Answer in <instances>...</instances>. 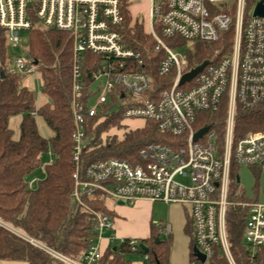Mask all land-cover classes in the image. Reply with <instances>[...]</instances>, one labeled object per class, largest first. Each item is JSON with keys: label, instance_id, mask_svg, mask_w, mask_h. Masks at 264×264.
<instances>
[{"label": "built area", "instance_id": "1", "mask_svg": "<svg viewBox=\"0 0 264 264\" xmlns=\"http://www.w3.org/2000/svg\"><path fill=\"white\" fill-rule=\"evenodd\" d=\"M258 4L264 7V0H254L251 6L247 0H150L148 35L155 42L153 52H162L157 72L169 78L155 96L148 95L151 76L134 71L142 64L139 55L123 43L121 0H0V28L6 32L8 46L17 48L24 42L22 34L33 28L55 29L72 38L69 106L75 171L71 199L88 213L95 236L77 258L29 240L31 244L63 264H96L107 249L115 247L117 252L126 240L130 252L141 255L147 264L138 239H116L114 217L83 202L98 197L130 207L141 199L188 207L193 248L204 257L202 262L193 255L190 264H209L215 248L228 264H235L227 239L229 208L244 213L243 243L252 250L264 248V202L258 200V193L254 200L246 199L237 186L239 167L264 168V130L249 132L237 141L233 138L237 106L250 110L264 104V16L255 15ZM230 29L231 51L207 60L200 72L181 84L183 76L197 67L187 68L184 46L166 41L216 42ZM10 70L27 76L36 65L15 57ZM225 95L224 141L219 150L215 132L203 124L199 113L214 114ZM116 113L121 115L119 125L102 132L94 145L97 126ZM126 121H141L143 127L129 128ZM147 121L155 123L159 134L176 140L141 148L134 165L107 158L91 163L80 175L81 153L104 147L111 138L121 142ZM201 129L207 132L195 141ZM55 159L52 154L50 164ZM38 182L27 178L25 184L35 190ZM156 229L163 237L171 235L167 223L157 224ZM103 239L108 241L105 249Z\"/></svg>", "mask_w": 264, "mask_h": 264}, {"label": "trees", "instance_id": "2", "mask_svg": "<svg viewBox=\"0 0 264 264\" xmlns=\"http://www.w3.org/2000/svg\"><path fill=\"white\" fill-rule=\"evenodd\" d=\"M254 0H247L251 6ZM128 0H121L124 17L123 43L137 53L142 61L134 67L135 72L148 73L153 82L148 95L157 96L166 87L169 78L159 76L157 68L162 52H153L155 42L145 32L142 22L133 19L128 10ZM29 59L36 62L42 88L48 103L35 107V94L22 86L25 76L12 72V57L8 53L6 32L0 28V261L26 262L27 264H63L29 242L33 240L68 258L84 254L95 233L91 219L80 206L72 202L74 188L72 118L70 101V70L72 38L55 29L33 28L28 32ZM170 46H186L188 69L198 67L209 59H220L232 49L231 29L221 34L216 42L187 43L167 40ZM91 59V55L87 54ZM88 71V69H85ZM85 71V72H86ZM3 76V77H2ZM227 96L222 98L217 111L199 113L200 120L215 132L216 146L220 150L224 141V122ZM35 115L43 119L53 133L50 139L42 137L37 129ZM21 116L19 138L13 140L9 128L12 117ZM120 113L111 114L94 131V145L99 135L108 128L118 126ZM90 126L93 122H90ZM197 128H201L200 126ZM264 130V104L245 110L237 106L234 122V141L249 132ZM175 138L161 135L152 121L144 128L125 135L123 141L107 140V145L80 155L79 170L107 158L123 159L131 164L137 162L138 151L148 144H170ZM51 148L55 161L45 166V177L35 190H28L25 181L40 166V157ZM235 171L232 168V173ZM89 208L111 217L114 213L107 201L100 198L83 200ZM227 239L235 264H264V248L250 249L243 243L244 213L229 208L226 213ZM185 232L191 236L190 261L194 260L191 222L187 221ZM148 249L147 264H169L170 236L163 237L151 225L150 236L139 240ZM131 254L126 240L119 251L107 249L96 264H131ZM145 254V253H140ZM141 256V255H140ZM209 264H228L218 248Z\"/></svg>", "mask_w": 264, "mask_h": 264}, {"label": "rangeland", "instance_id": "3", "mask_svg": "<svg viewBox=\"0 0 264 264\" xmlns=\"http://www.w3.org/2000/svg\"><path fill=\"white\" fill-rule=\"evenodd\" d=\"M148 0H133L130 1L129 6L135 5L136 3L140 8L145 6L147 8ZM135 13L134 9L131 7L130 14L133 18L143 23L145 32L150 30V26L147 21L146 12H142L139 9ZM24 42L17 48H12L8 46V53L14 59L15 57H20L23 60L29 59L28 49V35L26 33L22 34ZM188 47H183V51L187 50ZM12 62V61H11ZM12 63H10L11 66ZM22 86L31 90L35 94V107L39 109L44 104L48 103V99L41 93L42 81L38 71H34L32 74L27 75L23 78ZM95 89V88H94ZM94 104V99L90 101V105ZM213 115V114H212ZM211 115V116H212ZM21 116H15L9 120V128L13 132V140L19 138V124L21 122ZM35 121L37 129L42 137L45 139H50L53 133L45 125L43 119L35 115ZM125 125L129 128H141L143 123L141 121H126ZM108 128L106 131H108ZM53 151L51 148L48 149L40 157V166L29 176V180L35 179L36 181H41L45 177V166L50 164ZM240 182L237 184L238 189H241L244 196L248 200H254L255 194L258 193V200L264 202V168H248L246 166H241L237 170ZM181 183H187V180L177 179ZM37 183L35 184V186ZM114 202L107 201V207L109 208ZM135 205V204H134ZM152 223H168L171 226V245H170V255L169 264H190V253H191V236L185 232L186 222L189 221L188 217V207L170 204L166 205L161 202H156L154 205V213ZM146 234L141 238H145ZM134 239V238H132ZM115 244V243H114ZM112 243L111 246H114ZM127 259L131 264H144L141 256L136 253H131L127 255Z\"/></svg>", "mask_w": 264, "mask_h": 264}, {"label": "crops", "instance_id": "4", "mask_svg": "<svg viewBox=\"0 0 264 264\" xmlns=\"http://www.w3.org/2000/svg\"><path fill=\"white\" fill-rule=\"evenodd\" d=\"M130 1L128 0L129 4ZM131 7L134 9L135 13L140 11L146 12L147 21L150 11V0L147 2V8L143 6L142 8L136 3L135 5H130L128 10L130 12ZM131 15V14H130ZM133 18V17H132ZM135 19V18H133ZM156 202L151 203L148 200L141 199L138 200L134 206L121 205L120 203H114L111 211L114 213V235L116 239H147L150 236V227L153 225L156 228L157 224L152 223L154 205ZM159 224V223H158ZM168 224V223H167ZM171 228V226H170ZM172 229V228H171ZM146 234L145 238H141ZM108 246V241L103 239L101 241L102 249ZM0 264H27L26 262H12V261H0Z\"/></svg>", "mask_w": 264, "mask_h": 264}, {"label": "water", "instance_id": "5", "mask_svg": "<svg viewBox=\"0 0 264 264\" xmlns=\"http://www.w3.org/2000/svg\"><path fill=\"white\" fill-rule=\"evenodd\" d=\"M255 15L264 16V7H262L261 4H258V6L255 10ZM34 64L36 65V62ZM204 65H205V63H203L201 66L197 67L196 69L192 70L190 73L184 75L183 78L181 79V84L190 80L191 78H193L198 72H200L202 70ZM206 132H207V129L199 130L197 133H195L194 140L196 141L197 139L201 138L203 136V134H205ZM237 182H239V180H237ZM120 204L122 205V203H120ZM140 248L144 253L148 252V249L146 247H144L143 245H141ZM113 250H115V247L113 248ZM193 255L196 258H198L200 261H202V262L204 261V257L197 251L196 248H193ZM156 264H159V263H156Z\"/></svg>", "mask_w": 264, "mask_h": 264}]
</instances>
